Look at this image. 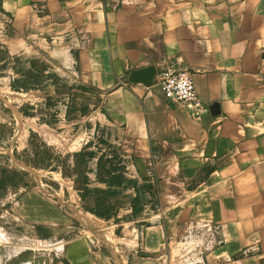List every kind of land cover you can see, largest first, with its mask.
<instances>
[{
  "label": "crops",
  "instance_id": "0c3cea01",
  "mask_svg": "<svg viewBox=\"0 0 264 264\" xmlns=\"http://www.w3.org/2000/svg\"><path fill=\"white\" fill-rule=\"evenodd\" d=\"M1 25L10 45L76 42L127 154L132 196H106L50 264H264V0H0ZM169 65L193 74L198 117L128 80Z\"/></svg>",
  "mask_w": 264,
  "mask_h": 264
},
{
  "label": "rangeland",
  "instance_id": "374dc122",
  "mask_svg": "<svg viewBox=\"0 0 264 264\" xmlns=\"http://www.w3.org/2000/svg\"><path fill=\"white\" fill-rule=\"evenodd\" d=\"M10 41L1 25L0 264H32L90 236L88 213L111 212L106 196L132 194L127 154L104 94L77 67L76 42Z\"/></svg>",
  "mask_w": 264,
  "mask_h": 264
},
{
  "label": "built area",
  "instance_id": "2783aa9c",
  "mask_svg": "<svg viewBox=\"0 0 264 264\" xmlns=\"http://www.w3.org/2000/svg\"><path fill=\"white\" fill-rule=\"evenodd\" d=\"M156 84L160 87L165 98L184 104L194 117L200 115L202 105L197 95L193 74L189 71L178 70L172 65L166 66L157 72ZM153 171L154 164L152 163L148 173L152 176ZM215 235V230L206 226L196 230L193 229L191 233L193 239L205 238L208 240L204 244L206 250L210 249L214 244L212 238ZM198 245L200 246L201 244Z\"/></svg>",
  "mask_w": 264,
  "mask_h": 264
},
{
  "label": "water",
  "instance_id": "95a60500",
  "mask_svg": "<svg viewBox=\"0 0 264 264\" xmlns=\"http://www.w3.org/2000/svg\"><path fill=\"white\" fill-rule=\"evenodd\" d=\"M156 74V69L153 66H149L138 70H132L129 74L128 80L131 83H141L144 86H151ZM215 108H217V105L213 104L211 106V110ZM26 260H30L32 264H50L51 257L49 254H43L35 255L34 257H28Z\"/></svg>",
  "mask_w": 264,
  "mask_h": 264
}]
</instances>
